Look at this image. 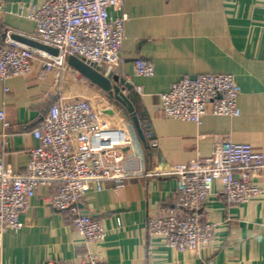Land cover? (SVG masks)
Masks as SVG:
<instances>
[{"label":"crops","instance_id":"1","mask_svg":"<svg viewBox=\"0 0 264 264\" xmlns=\"http://www.w3.org/2000/svg\"><path fill=\"white\" fill-rule=\"evenodd\" d=\"M42 1L8 0L0 14V30L35 36L38 24L29 16L27 4L38 6ZM110 13L125 16L120 65L110 74L125 77L130 84L121 86L129 88L127 95L152 148H145L124 107L109 92L68 60L65 68L44 69L37 57L31 72L0 79V108L5 110L0 119V159L15 171L26 172L31 148L39 143L33 130L51 106L89 99L103 124L133 137L145 173L120 186L107 181L102 190L92 187L77 204L104 219L103 241L86 240L76 230L73 208L64 212L52 206L57 182L41 185L21 213L24 225L0 230V261L68 264L94 253L110 264H264V176H255L261 192L243 203L229 202L222 184H214L200 213L216 226L212 241L199 251L173 247L166 236L147 230L152 216L186 215L172 171L197 159L209 160L221 136L250 142L264 152V0H125ZM4 41L0 37V45ZM138 57L153 62L152 76L136 73ZM206 72L234 75L241 114L208 113L201 124L167 115L161 93L186 74ZM83 136H77L78 143Z\"/></svg>","mask_w":264,"mask_h":264},{"label":"built area","instance_id":"2","mask_svg":"<svg viewBox=\"0 0 264 264\" xmlns=\"http://www.w3.org/2000/svg\"><path fill=\"white\" fill-rule=\"evenodd\" d=\"M7 1L0 0V14ZM124 1L43 0L38 6L27 4L31 8L29 16L38 24L34 37L57 47L59 53L54 55L17 41L8 30L0 45V79L31 72L37 57L44 69L65 68L70 55L106 66V72L111 73L120 65L125 16L113 17L110 9L121 8ZM135 67L139 75L152 76L155 72L153 62L147 58H136ZM137 89L142 91V86ZM122 91L128 94L129 88L125 86ZM239 94L232 73L206 72L195 77L184 75L163 91L161 98L167 115L201 124L208 113L239 116ZM4 116L5 110L0 108V119ZM33 135L39 143L31 148L26 172L19 173L0 159V230L20 229L24 225L21 213L30 206L39 187L57 182L58 190L50 197L52 206L64 212L73 208L71 221L76 230L86 240L103 241L107 236L104 219L77 208V204L92 187L102 190L107 181L120 186L145 173L134 148L135 140L125 130L103 124L89 99L54 103ZM78 135H84L82 142H77ZM172 173L177 178L178 203L186 215L152 216L147 230L166 236L173 247L199 251L212 241L216 226L204 221L200 213L214 184H222L229 202L249 201L261 192L255 176H264V152L250 142L221 136L209 160H194ZM117 223L122 225L120 217ZM68 264L110 263L88 253L82 260Z\"/></svg>","mask_w":264,"mask_h":264},{"label":"water","instance_id":"3","mask_svg":"<svg viewBox=\"0 0 264 264\" xmlns=\"http://www.w3.org/2000/svg\"><path fill=\"white\" fill-rule=\"evenodd\" d=\"M7 36V30H0L1 39L5 40ZM9 36L17 41H20L37 49L44 50L48 53L54 55H57L59 53V49L57 47L44 43L35 38L34 36L13 31L9 34ZM68 63L71 66L77 68L82 75L88 77L93 83L98 84L103 90L109 92L111 97L117 100V102L124 107L125 111L127 112V116L133 123V126L137 133V137H139L146 149L152 148V145L150 144L149 139L141 123L139 113L136 109L134 102L127 94H124L122 91L123 87L121 85H130L127 82L126 78L121 77L118 79L114 77L113 74L107 73L104 66L95 65L94 63L76 55H70L68 57Z\"/></svg>","mask_w":264,"mask_h":264}]
</instances>
